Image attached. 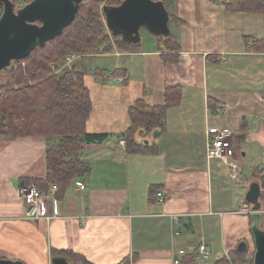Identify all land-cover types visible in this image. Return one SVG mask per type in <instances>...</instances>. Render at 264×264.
Here are the masks:
<instances>
[{
    "label": "crops",
    "instance_id": "crops-1",
    "mask_svg": "<svg viewBox=\"0 0 264 264\" xmlns=\"http://www.w3.org/2000/svg\"><path fill=\"white\" fill-rule=\"evenodd\" d=\"M225 1L172 0L169 31L179 48H166L150 32L135 49L113 43L110 52L83 56L92 102L86 131L108 137L84 146L90 174L57 195L60 217L28 219L18 195L20 185L46 181V153L59 138L0 140V259L75 264L73 252L94 264H175L181 250L202 257V245L216 259L242 242L251 250L253 208L245 198L264 175V11ZM100 58L112 59L113 69L95 68ZM97 71L120 72L126 82ZM177 86L182 95L167 109L165 130L146 141L156 152L127 151L130 108L140 99L163 105ZM212 129L233 133L236 170L208 157Z\"/></svg>",
    "mask_w": 264,
    "mask_h": 264
},
{
    "label": "trees",
    "instance_id": "trees-1",
    "mask_svg": "<svg viewBox=\"0 0 264 264\" xmlns=\"http://www.w3.org/2000/svg\"><path fill=\"white\" fill-rule=\"evenodd\" d=\"M123 1L84 0L79 7L77 20H74L60 36L38 46L27 58L19 62L14 61L16 69L10 66L0 72H7L9 77V82L4 86L5 90L0 94V140L32 135L60 138L59 144L49 147L46 153L48 161L46 181L34 180L28 184L34 183L41 189L48 188L51 183L56 184L59 187L58 196H61L74 178L90 174V165L81 160L78 152L84 149L86 143L103 141L108 134H92L86 131V121L92 109V102L85 86L84 70L74 68L58 75L52 73L51 65L59 66L70 53L112 51L113 44L106 33L108 26L105 12L108 7L119 6ZM159 1L164 3L170 13L172 0ZM87 2L90 4V12L87 17H82ZM101 4L105 23L97 8ZM225 4L228 8L243 12L264 11V0H226ZM0 9H4L2 1ZM169 18L170 22L175 21L171 13ZM110 33L116 46L122 49H135L141 43L139 37L134 41H127L120 33L113 31ZM157 38L166 45V48H179L171 32ZM102 44L105 45L98 50V46ZM119 73L115 71L111 75L119 77ZM97 74L106 79L109 77V73L97 71ZM181 95L180 87L169 88L166 91L165 104L150 106L140 99L130 108L131 126L124 134L127 151L156 152V146H150L146 141L155 133L165 130L167 109L177 103ZM213 103L214 101L210 100L211 106ZM138 137L141 138V142H138ZM257 176L258 174L255 177ZM262 177L264 179V175L260 179ZM244 254L232 251L230 255L235 259H241L244 258ZM70 255L75 264H94L73 252H70ZM227 260L221 259L219 263L227 264ZM196 261V255L187 254L184 255L181 264H197ZM118 264H131V260L127 258Z\"/></svg>",
    "mask_w": 264,
    "mask_h": 264
},
{
    "label": "water",
    "instance_id": "water-1",
    "mask_svg": "<svg viewBox=\"0 0 264 264\" xmlns=\"http://www.w3.org/2000/svg\"><path fill=\"white\" fill-rule=\"evenodd\" d=\"M0 1L4 3V13L0 18V72L9 68L11 62L27 58L38 46L60 36L77 19L79 7L84 2L34 0L15 11L11 0ZM163 4L159 0H124L119 6L108 7L105 12L108 29L111 22L113 32L122 34L127 41H134L136 37L141 40L139 31L142 28L157 36L168 35L171 32L170 13ZM261 195L260 182H252L245 199L253 208L251 230L256 247L253 264H264ZM246 247V242H242L237 251H244ZM0 264L24 263L1 258ZM54 264H68V261L56 258Z\"/></svg>",
    "mask_w": 264,
    "mask_h": 264
},
{
    "label": "built area",
    "instance_id": "built-area-1",
    "mask_svg": "<svg viewBox=\"0 0 264 264\" xmlns=\"http://www.w3.org/2000/svg\"><path fill=\"white\" fill-rule=\"evenodd\" d=\"M14 4L15 11L24 8L26 5H30L34 0H11ZM4 9H0V18L2 17ZM67 61H71L68 57ZM10 65L13 69H16L14 61ZM24 65V63H23ZM111 79L116 78L118 81L125 84V76L114 77L110 76ZM212 134L211 140H208L207 154L209 158H219V160L230 159L233 157L234 148L232 144L233 133L228 129L210 130ZM210 139V138H209ZM76 186L81 190L85 189V185L81 181H76ZM59 192V187L56 184H49L48 188L41 189L36 184L28 185L22 184L18 188V195L22 198L26 208V217L30 220H40L44 219L50 221L53 218H58L61 216L60 200L57 195ZM157 202L163 203L165 201V194L163 190H158L156 192ZM181 216H175V223H179ZM200 253L206 252L205 245L200 246ZM185 250H181V255H187ZM175 264H181V258L174 261Z\"/></svg>",
    "mask_w": 264,
    "mask_h": 264
},
{
    "label": "rangeland",
    "instance_id": "rangeland-1",
    "mask_svg": "<svg viewBox=\"0 0 264 264\" xmlns=\"http://www.w3.org/2000/svg\"><path fill=\"white\" fill-rule=\"evenodd\" d=\"M108 2V1H107ZM109 3V2H108ZM102 4L100 5V7L99 6H97V8L99 9V11H100V16H102V20L104 21V23H105V20H104V15H103V13H102ZM90 4L87 2V5H86V10H85V12H83L82 11V14H81V16L82 17H87L88 16V14H89V12H90ZM78 17V16H77ZM77 20V19H76ZM110 30H112L113 31V28H112V23L110 22V26H109V29L107 28L106 29V33L110 36L109 38H110V40L109 41H111V43L113 44V43H115V40H113V38H112V35H111V33H110ZM140 32V34L142 33V34H150V32H148V29H146V28H142L141 29V31H139ZM152 34V33H151ZM154 35V34H153ZM154 36H156V35H154ZM128 37H130V36H128ZM127 37V38H128ZM157 37V36H156ZM108 44V43H107ZM105 44H102L101 46H98V50H100L101 48H103V46H104ZM85 54H73V53H70V54H68L67 56H66V58H65V60H63L64 62L63 63H61L59 66L58 65H56V64H52L51 65V70H52V73H54V74H60V73H65V72H69V71H72V69H74V68H76L77 70H79V71H81V70H84L81 66H82V64H81V62L82 61H80L82 58H83V56H84ZM68 57H70L71 58V61H67V58ZM100 63H102V65H100ZM103 63H104V65H103ZM95 65V66H94ZM113 65V62H112V59H102V58H100V59H97L96 61H94L93 62V66L96 68V67H99V68H104V67H110V69H113L112 66ZM84 72H85V70H84ZM8 74H7V72H2V73H0V94L5 90V88H4V86L5 85H7V83L9 82V77L7 76ZM110 78V77H109ZM139 135V134H138ZM137 135V136H138ZM142 137V136H141ZM52 138H59V137H52ZM209 140H211V138L209 139ZM59 142H60V138L58 139V140H56V143H54L53 145H51V147H53V146H56V145H58L59 144ZM234 148V147H233ZM81 152L82 151H80V152H78V153H80V158H81ZM235 156V152H234V154H233V157ZM232 157V158H233ZM232 158H230V159H232ZM230 159H227L228 161H226L228 164H230V166L234 169V170H236V164L234 163V162H232V160H230ZM77 178H81V176H77L76 178H74V180L72 181V182H74ZM258 181V180H257ZM71 182V183H72ZM258 182H260V185L262 186V195H261V199H260V202H261V211H262V215H263V218H262V223H261V227L262 228H264V179H263V177L260 179V181H258ZM254 240V239H253ZM252 243H254V249L252 250V248H251V250H250V248L249 247H247L246 248V250H244V251H242V252H240V251H237L236 249L233 251V252H237V253H240V254H243V253H245L244 254V258H241V259H235L233 256H231L230 254L232 253H230V254H228L227 256H223V257H220V258H218V259H216V257H215V255H210V253H208V251L206 250V252H203L202 253V257H200V256H198V255H196V259H197V261H196V263L197 264H226V263H223V262H221V263H219L220 261H221V259H225V258H227L228 260V262H227V264H253L254 263V257H255V242L254 241H252ZM198 257H200V259L198 258Z\"/></svg>",
    "mask_w": 264,
    "mask_h": 264
}]
</instances>
